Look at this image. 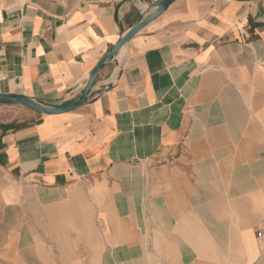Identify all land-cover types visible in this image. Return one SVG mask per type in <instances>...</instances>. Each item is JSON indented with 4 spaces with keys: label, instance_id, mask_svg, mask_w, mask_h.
<instances>
[{
    "label": "crops",
    "instance_id": "obj_1",
    "mask_svg": "<svg viewBox=\"0 0 264 264\" xmlns=\"http://www.w3.org/2000/svg\"><path fill=\"white\" fill-rule=\"evenodd\" d=\"M155 1L0 0V93L73 101ZM15 176L0 264H264V0H176L85 104L0 105V219Z\"/></svg>",
    "mask_w": 264,
    "mask_h": 264
},
{
    "label": "water",
    "instance_id": "obj_2",
    "mask_svg": "<svg viewBox=\"0 0 264 264\" xmlns=\"http://www.w3.org/2000/svg\"><path fill=\"white\" fill-rule=\"evenodd\" d=\"M174 1L176 0H156L153 2L148 10L132 27H130L113 46V48L107 52L101 60L92 68L89 73L88 79L86 80L85 86L79 97L73 101L60 106H54L42 103L32 97L24 94L15 93H0V105L7 102H15L28 107H31L42 114H60L71 111L85 104L88 100L90 89L95 80V77L100 69H102L107 62L111 61L116 57L119 51L124 45H126L141 29H143L148 23L154 20L156 17L161 15ZM150 13V14H149ZM149 14L148 16H145Z\"/></svg>",
    "mask_w": 264,
    "mask_h": 264
},
{
    "label": "rangeland",
    "instance_id": "obj_3",
    "mask_svg": "<svg viewBox=\"0 0 264 264\" xmlns=\"http://www.w3.org/2000/svg\"><path fill=\"white\" fill-rule=\"evenodd\" d=\"M20 107L19 105H16ZM12 192L15 193V212L18 216L15 215V219H0V223L9 221V225H11V221H15V227L21 228V232L23 229L27 231L29 227V223H33V220L29 218V207H28V198H43L44 192L42 189L37 187H31L24 184L22 181L15 176V185H10L8 188H4V193ZM25 231V232H26Z\"/></svg>",
    "mask_w": 264,
    "mask_h": 264
},
{
    "label": "built area",
    "instance_id": "obj_4",
    "mask_svg": "<svg viewBox=\"0 0 264 264\" xmlns=\"http://www.w3.org/2000/svg\"><path fill=\"white\" fill-rule=\"evenodd\" d=\"M258 237L264 240V232L263 231H259L258 232Z\"/></svg>",
    "mask_w": 264,
    "mask_h": 264
}]
</instances>
